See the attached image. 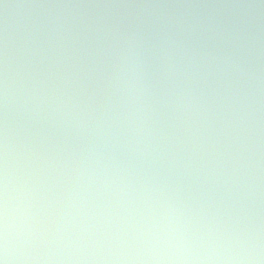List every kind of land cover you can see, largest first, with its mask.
<instances>
[{
    "label": "clouds",
    "instance_id": "9594fccd",
    "mask_svg": "<svg viewBox=\"0 0 264 264\" xmlns=\"http://www.w3.org/2000/svg\"><path fill=\"white\" fill-rule=\"evenodd\" d=\"M0 6V264H264V0Z\"/></svg>",
    "mask_w": 264,
    "mask_h": 264
},
{
    "label": "water",
    "instance_id": "95a60500",
    "mask_svg": "<svg viewBox=\"0 0 264 264\" xmlns=\"http://www.w3.org/2000/svg\"><path fill=\"white\" fill-rule=\"evenodd\" d=\"M8 3H27L29 0H6ZM29 10L28 9H9L8 10V15L10 21H17L20 18L23 17L25 13H27ZM4 15V10L2 6H0V21H2Z\"/></svg>",
    "mask_w": 264,
    "mask_h": 264
}]
</instances>
